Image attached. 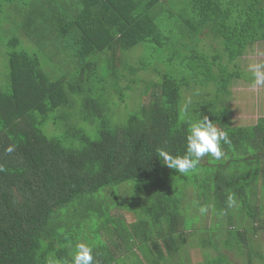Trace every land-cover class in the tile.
Here are the masks:
<instances>
[{"label":"trees","instance_id":"obj_1","mask_svg":"<svg viewBox=\"0 0 264 264\" xmlns=\"http://www.w3.org/2000/svg\"><path fill=\"white\" fill-rule=\"evenodd\" d=\"M187 1L192 16L184 18L189 28L181 34L183 47L193 50L170 53L185 75L146 81L121 56L139 45H167L157 19L176 0H0V23L7 22L2 29L10 34L0 42V74L7 81H0V264H71L81 242L92 248L94 264L134 257L143 264H179L200 244L209 259L204 264H237L224 249L240 264H264L257 243L263 208L256 196L264 125L233 127L227 109L212 102L193 106L192 119L181 120L179 111L181 91L193 89L199 74L196 66L206 67L199 32L229 29L219 54L233 63L232 71L223 76L221 61L205 75L227 96L232 78L241 75L237 58L249 44L264 41V0ZM128 73L136 76L123 85ZM134 85L141 91L137 99L146 100L129 110ZM203 116L227 132L231 143L222 144L223 152L247 148L256 156L251 168L219 166L214 159L216 168L202 165L197 173L201 204L227 217L217 222V234L188 225L182 198L165 178L176 170L157 154L184 155L189 122ZM125 182L136 183L146 198L130 197L129 206L109 201L106 189ZM234 202L250 226L236 220Z\"/></svg>","mask_w":264,"mask_h":264},{"label":"rangeland","instance_id":"obj_2","mask_svg":"<svg viewBox=\"0 0 264 264\" xmlns=\"http://www.w3.org/2000/svg\"><path fill=\"white\" fill-rule=\"evenodd\" d=\"M177 4H171L167 7L163 8L162 12L160 13L157 23L162 28L165 38V43L167 45L163 47H154L150 45L147 47V50L143 48V46L139 45L132 50H130L125 55L121 56V58L126 57L129 62L135 63L134 66L137 68V73L139 77H141L143 80L150 81V79H157L161 78V76L164 73H167L169 75L174 76L175 78H181L185 75L183 69H181L179 66V59H171L170 53H173L175 51H182L185 52L187 50H193L192 46H189L190 48L187 49V47H183V38H182V27H188L189 25L184 21V18L186 19L189 16H192V13L190 12L189 7L187 6V0H176ZM184 3V4H182ZM169 4V3H168ZM7 22H1L0 23V42L1 40L7 38L10 36L8 34V30L5 31L2 29V25ZM222 31H212L210 30L209 26L205 27L204 30H202V33L199 32L198 39L201 41V44H199V50L205 51L206 56V67L211 68L213 65L217 66V63H220L222 61L223 56L219 54L223 50V43L222 39L223 36L226 33H229V29L227 26L222 27ZM206 31V32H205ZM11 33V32H10ZM12 34V33H11ZM194 36H196V33H194ZM180 39V41H178ZM171 44H175L173 46H170ZM188 44H191V41H188ZM194 44L196 45V39L194 41ZM194 45V46H195ZM260 50L261 52H264V41H255L252 44H249L243 54H241L237 58V62L240 65L241 69V75L238 74L235 75L234 78H232L228 89L230 91L229 95H225L223 91H218V80H209L206 78L205 75L209 73L207 68L205 67H198L196 66V72L197 74L196 81L192 83L194 86L192 88H184L181 91L182 99L179 105V111L181 115V120H186L188 118L192 119L191 117V108L193 106L198 105V102H207V103H214L217 105V107H224L227 109L228 112V118H229V124L233 127H248L258 124L257 122L260 121L264 117V88L252 90L250 88L251 78L250 73L248 72V64L250 62V58L252 57L254 50ZM215 55H220L219 61H213L212 58ZM143 59L144 64L140 61L141 58ZM257 60H264V56H260L256 58ZM223 61H227V57L223 58ZM221 62L223 65L222 68V74L223 76L226 75V71L230 72L231 69L234 67L233 63L230 65L229 62ZM3 64V63H2ZM0 64V67L2 66ZM149 65V66H148ZM219 66V65H218ZM229 66V69H227ZM6 67H7V61H6ZM236 68V67H235ZM7 69V68H6ZM5 69V70H6ZM151 69V70H150ZM2 70V67L0 68V71ZM235 70V69H234ZM204 73V74H203ZM135 74L128 73L127 79L122 80V84L125 85L128 80L134 79ZM0 81L3 86H6V76L3 73V75L0 74ZM220 81V80H219ZM222 82L220 81V84ZM141 86V89L146 86V82L142 81L139 83ZM137 85H134V90H136ZM140 89V90H141ZM141 91L136 90L135 92H129L130 96L134 95L135 98L133 99V102H131L130 99H126V104L129 105V110L136 109V103L139 100H146L145 97L140 98L139 100L137 98L138 94H140ZM114 94V93H113ZM137 94V95H136ZM224 94V95H223ZM132 97V96H131ZM117 96H114V99H116ZM140 102V101H139ZM220 105V106H219ZM198 109V108H197ZM122 111V108L120 107V110L117 111L120 113ZM120 115V114H119ZM117 115V117H119ZM195 120V119H194ZM214 123V122H213ZM216 124V123H215ZM218 128V124H216ZM231 149L226 150L224 152H227V157L225 155L222 156L221 159L214 161V158L206 155L205 157L201 158L199 162V168H197L195 171L190 172L187 175H181L177 171L169 172L165 178H169L168 184H172V182L175 185L174 193L179 197L182 198V204L185 207V212L188 216L187 223L190 226H198L200 228H203L204 226L206 228L214 229V233L217 234V225L221 227V223H224L226 216L217 217L215 213H212L213 209H210L209 204L206 205L201 201H203V198L201 196V189H198L197 187V179L196 175L198 172L201 171V167H204L202 165H208L214 166L215 168L217 165H230L229 167H237V168H245L250 167L251 168V162L256 157L254 155V151H249L247 148L245 151H237L234 148L230 147ZM225 154V153H224ZM260 156V166L261 171L259 173V180H258V192L256 193V196H258V204L261 208H263L262 213V219L264 222V156L261 154H258ZM207 159H211L210 161H206ZM212 161V162H211ZM213 161L216 163H213ZM248 162V163H247ZM232 163V164H231ZM199 169V170H198ZM188 176L190 177V180H185L182 177ZM203 176V172L200 174V177ZM176 183V184H175ZM137 184L134 182H125L119 185H114L106 189V193H108L107 199L109 201L115 200V202H120L121 206L128 205V200L131 199L130 197L142 199L145 197V194L138 192L139 189H135ZM132 190V191H131ZM105 190H102L103 193ZM181 191V193H179ZM180 195V196H179ZM254 202V200H253ZM127 203V204H126ZM135 203V201H133ZM237 202L232 203L231 208L236 214L235 218L239 221L240 224L245 225L246 227L250 226L253 221L250 218H244V215H239V211L235 208ZM187 205V206H186ZM205 207L207 208V211L204 213L200 212V208ZM231 212V210H230ZM115 213H119L118 211H114ZM125 217L128 219L129 222H132L133 218L130 214L127 212H124ZM221 221V223L217 224V222ZM220 227L218 229H220ZM204 234V232H203ZM262 235L257 238L258 245H262L264 248V232L261 233ZM202 235V234H201ZM89 238L92 240L91 235H89ZM220 240V238H218ZM100 239H97L94 241V243H98ZM195 241V239H193ZM191 241V242H193ZM93 242V240H92ZM87 245L89 243H86ZM194 244V243H193ZM195 245V244H194ZM200 248H203L200 244ZM197 249V247L192 248L188 254H184L187 261L179 264H204V262L209 263V259H206L207 255H203V250L205 249ZM208 249V248H206ZM209 250V249H208ZM206 251V250H205ZM187 252V250H186ZM224 253L229 255V259L237 264L239 263V258L234 254L231 253V251H227V249L223 250ZM140 256V254H139ZM126 257V256H124ZM136 257L134 258H127L126 260H122L121 264H143L136 260ZM180 260V259H179ZM223 264H226L224 262Z\"/></svg>","mask_w":264,"mask_h":264},{"label":"clouds","instance_id":"obj_3","mask_svg":"<svg viewBox=\"0 0 264 264\" xmlns=\"http://www.w3.org/2000/svg\"><path fill=\"white\" fill-rule=\"evenodd\" d=\"M264 56V52L254 50L248 64L252 90L264 88V60L257 57ZM226 131L217 127L208 116L189 122L186 134V149L184 155H172L164 149H157V154L162 163L170 169L176 170L181 175H187L197 169L201 158L206 155L219 160L224 155L222 144H230ZM11 152L13 149L8 148ZM230 202L232 198L230 197ZM207 208L201 207L204 213ZM71 264H94L92 248L86 243H77L71 253Z\"/></svg>","mask_w":264,"mask_h":264},{"label":"crops","instance_id":"obj_4","mask_svg":"<svg viewBox=\"0 0 264 264\" xmlns=\"http://www.w3.org/2000/svg\"><path fill=\"white\" fill-rule=\"evenodd\" d=\"M257 123H262L264 125V117L260 119V121H258Z\"/></svg>","mask_w":264,"mask_h":264}]
</instances>
